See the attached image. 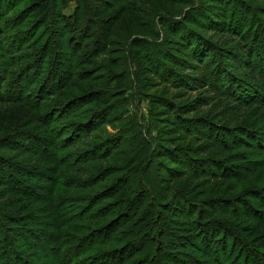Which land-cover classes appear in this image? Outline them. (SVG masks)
<instances>
[{
    "label": "trees",
    "instance_id": "1",
    "mask_svg": "<svg viewBox=\"0 0 264 264\" xmlns=\"http://www.w3.org/2000/svg\"><path fill=\"white\" fill-rule=\"evenodd\" d=\"M27 1L0 0V20L12 22L10 27L16 29L8 31L4 46L0 26V50L10 56L0 64V104L27 108L23 126L1 138L0 152L13 151L14 158L0 154V187L40 201V207L23 206L25 214L20 210L16 217L0 213V264H39L33 257H53L55 264H264V8L250 0H152L169 13L155 22L139 11V25L133 24L139 32L127 45L116 38L113 16L98 7L89 8L82 19L77 13L65 16L52 0H30L44 18L28 29L22 26L28 15L12 16ZM138 3L147 5L146 0ZM49 22L53 32L42 30L46 39L39 41L38 31ZM53 33L60 36L58 48ZM224 37L234 38L237 45ZM87 46L90 50L81 58ZM115 48L119 63L101 66L99 76L92 78L98 81L93 88H76L73 79L86 80L80 67L99 66ZM129 58L142 75L131 76ZM151 76L176 89L200 84L216 97L248 105L250 110L238 115H248L253 123L236 126L213 117L182 118L189 110L157 95L151 117L158 135L155 142L149 140L137 114L128 110L136 90L140 98L146 95ZM66 87L78 90L77 99L58 101ZM163 107L180 110L170 124L183 139L195 142L199 132L213 141L211 158H201V148L190 141L167 148L170 133L161 126L167 118H161L167 112ZM87 113L90 116L84 117ZM56 114L59 122L53 119ZM107 126L117 131L111 133ZM65 127L85 128L87 133L83 141L73 137L66 143L61 138ZM30 143L33 148L25 145ZM68 149L91 152L80 156ZM157 158L182 168L159 164ZM105 159L112 162L104 164ZM209 166L220 169L222 182L205 189L206 202L203 191L196 194L194 187L181 188L168 202L169 178L164 173L179 180L185 172H209ZM42 169L49 172L45 179L40 177ZM105 180L116 187L98 195L94 188ZM41 192L46 201L38 200ZM34 209L37 216L30 212ZM12 223L22 228L9 232ZM169 233L175 240L166 250ZM14 235L21 240L20 250ZM189 246L192 252L186 250ZM162 256H168L163 263Z\"/></svg>",
    "mask_w": 264,
    "mask_h": 264
},
{
    "label": "rangeland",
    "instance_id": "2",
    "mask_svg": "<svg viewBox=\"0 0 264 264\" xmlns=\"http://www.w3.org/2000/svg\"><path fill=\"white\" fill-rule=\"evenodd\" d=\"M163 1V0H162ZM251 2H254L257 6H260L261 8H264V0H250ZM52 2L55 4L56 8H63L64 11L63 14L65 16H72L75 13H77L78 15H80V17L85 18V14L87 12H89V8H100V10L103 11L104 15L107 12V17L108 16H113L114 21L112 23V27L114 30V33L116 32V38L117 40H122L121 42L124 44H130L131 42H133L134 39V35L139 32L138 28H135L133 26V24H138L139 25V19L138 17L141 16V13H144L145 16L148 17H153V20L155 18V22L157 20H160L163 18V16H166V14H168L169 9L166 8L165 6H162L160 4H157L155 1L152 0H146L147 5L145 6H141V3H138V0H52ZM164 3V2H162ZM149 4H152L151 6ZM259 7V8H260ZM33 6H32V2L29 0L25 3H22V5H20L19 7H17V9L12 13V16H17L20 15L22 12L25 15H28V17L25 20V25L22 26H26V28L28 27V29L30 27H32L33 25H40L41 21L43 20V16L41 11H34L33 10ZM105 10V11H104ZM141 13H140V12ZM18 12V13H17ZM21 12V13H20ZM92 14L93 12L90 11ZM176 11H174L175 13ZM116 14V15H114ZM173 15H171L172 17ZM175 16V15H174ZM56 18L55 16H52V18ZM53 20V19H52ZM51 20V21H52ZM107 20V18H104L103 20L99 21L102 23H104ZM147 20V19H145ZM53 22V21H52ZM52 22L47 23L46 25H44L42 27V29L40 31H38V37H39V41L42 40V42H44V40L46 39V35L44 36V38H42L43 36H41V32L43 30V32L45 31V33L47 34V31L50 30L53 32V25ZM10 25H12V22H5V19L0 20V26H1V30H2V35L5 37V40L3 41V45L5 44V42H8V31H13L16 30L12 27H10ZM63 26L66 27L65 22L63 23ZM48 29V30H47ZM60 29V28H58ZM159 30V29H158ZM58 31V30H57ZM160 31V30H159ZM87 35L88 31H84ZM54 35H56L55 33H53ZM68 34L70 35V33L68 32ZM119 35V36H118ZM210 35V34H209ZM41 36V38H40ZM71 36L72 35L71 33ZM59 35H56L55 37V41L54 44L56 45V47L58 48V42H59ZM86 37V36H85ZM218 38V36L216 37V39ZM86 40V38H85ZM84 40V43H86ZM93 40V39H92ZM91 40V42H92ZM223 40L228 41L229 44L233 47H235L237 45L236 41L234 38H230V37H224ZM88 42H90V40H88ZM235 45V46H234ZM5 46V45H4ZM60 47V46H59ZM38 48V47H37ZM114 48V47H112ZM117 48V46H116ZM114 49L107 57L106 59H112V62H107L105 59V56L102 57L101 64L99 66L96 67H92V66H81L80 71L81 74L83 75V78H86V80H81V81H77L76 79H73L71 82L77 85L76 88H81V89H91L93 88V86H95V80H92V78H95L97 76H99V74L101 73V66L102 69L106 68V65H114L119 63V60L117 62V58L116 56L119 55L118 53V49ZM32 50H35L34 48ZM87 50H90V46H87V48L82 49L80 56L81 58L85 56V52ZM31 51V50H30ZM67 55H69L71 52L68 50L66 51ZM84 54V56H83ZM66 55V56H67ZM120 56V55H119ZM4 58L9 59L10 56L8 54H5V51L0 50V64L3 65V61ZM62 60H66L65 56L61 57ZM128 69L129 72L131 74V76H138L139 74H143V71L141 70V72H139V65L137 66V63L132 60L131 58L128 59ZM98 61V60H97ZM95 65H97L98 63L94 62ZM105 64V65H104ZM93 65V66H95ZM21 66L19 68L15 69V72H20L21 70ZM12 68H9L8 70H11ZM178 69V68H177ZM179 72L184 73V70L181 68L178 69ZM153 80V84H151V86L149 88H145L146 90V95L143 96L142 98H140V95L138 94V91L136 90L134 93L135 96L132 98V103L129 106V110L128 112L130 113H136L139 120L141 121V124L143 125V131L144 134L146 136H148V138H150L149 140L152 141H156V137L158 135L157 133V129L154 128V123L152 122V117H151V107L154 106L153 103V98H155L157 95H166L170 98H172L173 100H175L179 105L180 108L182 110H189V114L183 116L182 118H185L186 116L189 117H207V118H212L213 119H220L223 122L231 124V125H248L250 123H253V120H251V118L249 119L248 115H238L239 112L243 113V112H247L250 109L248 108V105H238V102H234L230 99H227L225 97H216L213 93H211L210 91H208L206 86H202L200 84L195 85L196 87L194 88H189L188 86H185L183 88H172L171 86H168L164 83H160L158 78L152 77ZM196 84V83H194ZM72 87V86H70ZM70 87H66L63 88V95L62 97H60L61 100L58 101H63L65 99H77L78 93L75 89H71ZM34 88H36V86H34ZM74 92H76L74 94ZM35 93H38V91H36ZM132 96V94H131ZM210 96V97H209ZM80 97V96H79ZM32 99L34 100V93L32 94ZM66 101V100H65ZM257 101V100H256ZM259 101V100H258ZM256 103V102H255ZM238 105V106H237ZM48 107L52 108L54 107L52 104H48ZM22 107L19 103H1L0 104V147L3 146V139L2 136L5 134H10V133H15V131H18L24 124L26 118V111L27 108ZM163 110H167L165 107L162 108ZM172 111V112H171ZM170 112L167 110V112L165 111V115H162L161 118H166L164 120V122L162 123V127H164L165 129L169 130L170 135L168 137H166L165 141V145L167 146V148H171V147H179L182 145L183 142L187 141L192 142V144H194L195 146H199V148H201V153H199L198 155L201 156V158H211L213 156V152H212V147H214L212 144L213 141L206 138L202 133L198 134L201 136V138L197 139L195 142L189 139H183L182 136H180L179 133H175L173 131V125L171 126V122L170 120L174 118L175 115V119L177 118V113H180V110H177L179 112L173 111L171 110ZM89 117L90 114H85L84 117ZM82 117L81 120L75 119L77 122L84 120L85 118ZM236 118H239L238 120H235ZM55 121H58V117L57 114L56 116L53 118ZM262 121L264 124V115L262 116ZM246 123V124H244ZM66 129L63 130L61 133L62 135H64L62 138L63 142L69 143V138H78V140H80L83 136L86 135L87 131L85 128H81L80 130L76 127L74 128H70V127H65ZM91 129V128H89ZM108 131L110 130L111 133H115L117 130L112 129L110 126H107ZM65 137V138H64ZM208 139V140H206ZM24 140V139H23ZM168 140H171V142H168ZM81 141H83V139H81ZM17 142V141H16ZM19 143H22L19 140ZM93 143V141H92ZM11 145L15 144V141H11L10 142ZM28 145V148H33L34 144L30 143V144H25ZM44 146V145H43ZM71 152H73V149H68ZM85 149L80 150V149H75L74 151L77 152L76 154H80V156H86L89 155V153L91 151H89L88 153H86V151L84 152ZM200 150V149H199ZM211 151V153H210ZM75 152H73V154H75ZM6 153L7 155H10L12 158H14L13 151L11 152H5V150L3 152H0V154ZM172 153H176L175 151ZM159 156V155H158ZM23 159V158H21ZM109 159H105V163L112 162ZM159 164L160 162L163 163V159H159L157 158ZM163 160V161H160ZM241 161V160H240ZM113 162H115V160L113 159ZM101 163V162H99ZM103 163H101V166H104ZM163 164L168 165L170 167L174 166V169H180L182 168V165L177 163V165H171L169 163H167V161H165ZM194 167V164L192 165ZM105 167V166H104ZM103 167V168H104ZM100 168V167H99ZM102 168V169H103ZM250 169V165L247 166V169ZM96 170V168H94ZM43 173L40 174V177L44 178L46 177V174L49 173L48 169H42ZM100 171V170H98ZM96 171V172H98ZM202 169L199 170V173H190L187 174V172H185V174L183 175L184 178L182 179H176L175 175L170 173L168 174L167 172L164 173V176L169 178V182L168 186H169V191L168 193L170 194V197L168 202H171L172 200L176 199V197L178 196V194L181 192V188L184 189H188L191 190L190 187H194L195 191L197 192L196 194H200V192L202 193L203 191V196H202V200L203 202L205 201V196H206V191L205 189H212L214 186L218 187L220 185V183L222 182L221 178L219 177V173H220V169H218L216 166H209L207 168V171L209 172H201ZM214 173H213V172ZM115 176H117L115 174ZM215 176V178L213 177ZM114 177V176H113ZM111 178V180H114V178ZM170 179L174 180L173 184H170ZM234 179V178H232ZM235 180V179H234ZM233 180V181H234ZM109 181V180H108ZM231 181V182H233ZM110 182V181H109ZM107 182V180H105L104 182L99 184H96L94 191L98 193V195L103 194V193H107L110 189V191H112V189H114L116 186L113 185L112 183ZM230 182V183H231ZM111 184V186H110ZM47 189V188H46ZM38 190V189H37ZM39 191V190H38ZM241 193V192H239ZM238 194H232L233 198H238L239 196ZM41 194V195H40ZM40 195V199L38 200H42V201H46V197L43 196L44 193L41 192ZM223 194V193H221ZM221 194H217L219 196H222ZM225 196V195H223ZM231 197V194H228L227 197ZM180 200V199H179ZM109 202V201H108ZM38 203H40V201L34 200V199H30V198H26V196L22 193H13L12 191H10L9 189L5 188L3 189L2 187H0V210L3 212H0L2 215H9L11 217H16V213L19 212L21 209V207L26 206V205H33L36 204L34 207H37V209H39L40 204L37 205ZM105 203V201H104ZM32 206V207H33ZM215 207H220V205H215ZM228 208H231V206H227ZM37 211V210H36ZM35 209L30 212H35L34 215H38L39 213L36 212ZM22 213L25 214V210L22 211ZM238 214V213H237ZM170 215H166L165 219H169ZM24 220L28 219V216L23 218ZM19 223V222H18ZM32 223V222H31ZM34 224V223H33ZM32 226V225H31ZM30 226V227H31ZM34 226H40L38 225H34ZM22 228V225H13L9 224V228L8 231L9 232H13L15 229H20ZM12 236V235H11ZM13 237V236H12ZM15 238V235H14ZM178 238V235H177ZM174 237L170 236V233L167 234V247L166 250H168V244L170 245L174 240ZM179 239V238H178ZM16 243L19 245L18 250H20V243L21 240L16 237L15 238ZM194 241V239H193ZM195 242V241H194ZM89 243L87 242V245ZM28 246V244H27ZM198 245H195L194 248L198 249ZM189 252H192L193 247L189 246L187 247V249ZM42 251V250H41ZM189 254H194V253H189ZM176 256L179 257H184L182 254H177ZM168 257V256H167ZM166 256H162L161 257V262L163 263L165 261V259L167 258ZM31 258V257H30ZM34 258V257H33ZM31 258L34 262H37L39 264H46V262H49V264H55V259L49 258L47 259H40L37 257V259H33ZM207 264V263H206Z\"/></svg>",
    "mask_w": 264,
    "mask_h": 264
}]
</instances>
